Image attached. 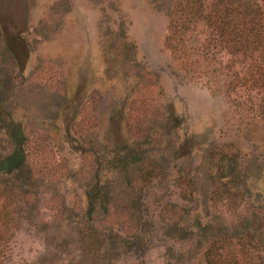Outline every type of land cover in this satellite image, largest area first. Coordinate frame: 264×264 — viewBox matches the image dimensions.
Returning <instances> with one entry per match:
<instances>
[{
  "label": "rangeland",
  "instance_id": "obj_1",
  "mask_svg": "<svg viewBox=\"0 0 264 264\" xmlns=\"http://www.w3.org/2000/svg\"><path fill=\"white\" fill-rule=\"evenodd\" d=\"M219 1L0 0V113L24 136L0 173V264H207L221 234L264 227L258 98L227 92L250 61L200 13ZM224 144L248 174L238 208L213 199ZM12 151L0 130V160Z\"/></svg>",
  "mask_w": 264,
  "mask_h": 264
},
{
  "label": "trees",
  "instance_id": "obj_2",
  "mask_svg": "<svg viewBox=\"0 0 264 264\" xmlns=\"http://www.w3.org/2000/svg\"><path fill=\"white\" fill-rule=\"evenodd\" d=\"M200 13H205V16L212 18L217 16L215 26L220 31V35L222 32L221 42L226 44L228 55L235 56L237 52L245 57L248 55L250 62L247 70L236 74L234 80L227 84V92L236 94L240 88L237 82L240 80L248 82L247 87L250 92L258 98V104L255 106L264 120V0H220L219 6H213L209 11L200 10ZM194 17L200 19L203 16ZM241 17L250 18L249 25H242L239 21ZM170 31L171 35L166 39V44L176 56L177 48L172 45L176 33L174 20L171 22ZM243 85L245 84H241ZM0 130L6 134L13 145L12 153L0 160V173L8 175L21 168L24 157L22 150L24 136L20 127L5 121L1 113ZM215 148L218 178L213 199L216 201L226 197L228 201H231V205L238 208L240 202L246 203L245 196L252 199L251 190L247 184L248 174L243 171L244 160L232 144ZM130 159L133 160V158ZM112 164L113 168L124 169L126 172L130 168L128 159L124 157L115 159ZM193 188V184L183 187L182 193L185 200L193 199L195 190ZM192 221L195 225L191 226L204 225L203 218L198 214ZM227 239L234 241L228 250H223L226 246L218 247L216 244L219 240L225 242ZM204 256L207 264H264V227L260 224L255 226L252 221V224L248 223V226L243 228V231L233 234L229 231L225 232L204 248Z\"/></svg>",
  "mask_w": 264,
  "mask_h": 264
}]
</instances>
